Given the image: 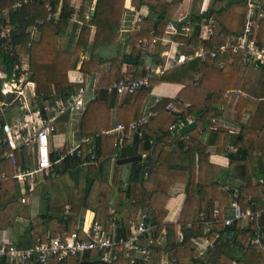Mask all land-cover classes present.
I'll use <instances>...</instances> for the list:
<instances>
[{
  "label": "trees",
  "instance_id": "obj_1",
  "mask_svg": "<svg viewBox=\"0 0 264 264\" xmlns=\"http://www.w3.org/2000/svg\"><path fill=\"white\" fill-rule=\"evenodd\" d=\"M125 1L97 0L96 10L91 14L93 0H81L78 10L73 0H51L54 8H60V14L57 19L49 21L46 20L49 11L43 0H32L12 12L9 19L13 25L11 37L0 36V63L6 76L20 78L25 71H29L30 80L37 83L38 91L42 94L40 99L47 98L45 101L50 103L57 99L66 100L79 87V83L70 80L68 72L77 67L81 53L90 43L93 44L92 55L81 70L84 76L85 73L100 70L105 59L98 56L97 49L113 43L118 37ZM181 1L133 0L136 6L146 5L149 8V14L143 17L139 29L131 33V54L138 58V63L128 65L126 70H123L125 57H113L109 60L110 67L96 87L95 97L87 105L85 102L83 109L77 110L82 112L81 128L90 141L82 144L81 154H68L55 163L56 175L47 176L46 180L51 183L47 181L46 184L60 193L59 202L41 212L36 219L31 218L27 228L18 240H15L20 247H30L38 241H45L49 234L72 231L78 227L81 212L84 215L89 209L95 212V218L100 222L116 220L121 236L127 238L130 221L139 213L147 211L149 219L157 225L156 236L159 237L162 230L166 231L162 243L154 249L152 258L155 264H264V247L250 244L251 238L259 228L264 231V201L262 196L256 195L264 193V121L262 125L260 122L255 125L253 120L254 115L258 116L264 110V62L251 64L247 68L242 64L243 54L238 53L234 54L233 61L229 63L228 51L218 54L215 60L224 58L227 63L223 67H219L215 61L200 59L178 65L160 76L151 78L150 87L157 78L159 81L182 84L190 81L191 83L185 85L178 93V97L187 102L181 113L168 111L166 106L171 98L163 97L153 106L152 109L157 113L142 128V137L135 133L130 139H124L119 146L116 135L104 132L119 122L129 123L138 117L133 118L139 108L141 94L150 87L129 92L123 98V93L109 91L106 87L126 75L139 78L150 73L151 66L148 67L146 63L152 61L148 62L144 57L149 51L142 50L138 41L141 38L163 36L168 22L179 10ZM201 3L202 0H195V5ZM223 3L228 4L225 7ZM260 3L264 8V0H260ZM105 4L108 5L109 13L106 26L101 27L100 17ZM76 12L78 16L74 19ZM246 13L247 3L243 0H214L206 11L192 12L188 18L195 21L215 17L216 29L222 30L226 37L242 33ZM41 19L44 20L42 23L39 22ZM176 21L180 24L184 20ZM237 22L239 27L235 28L234 24ZM92 25L96 26L93 39ZM29 26L39 30L38 38H32L33 29L29 31ZM192 30L194 33L188 37L189 41L195 39L199 28L193 27ZM259 31V41L264 45V21H261ZM174 38L187 42L183 35L176 34ZM208 44L211 47L215 45L212 41ZM21 54L27 55L28 70L22 68ZM85 55L89 56L90 50H87ZM159 56L160 53L154 54L156 61L153 62L162 63ZM82 84L85 85V82ZM230 88H240L248 94V97L239 99L236 107L239 116H242L246 109L250 110L251 115L246 123H242L241 130L234 134L232 144L236 152H230L229 147L223 145L219 149L227 152L231 163H235L241 173L242 184L230 185L232 189L238 190L241 206L263 211L259 224L250 221L247 225H241L240 220H236L233 225L224 224L226 209L231 204L232 197L213 179L208 143L203 142L196 127L187 132L189 139H173L170 129L178 122L179 116L184 121L189 116H223L224 105L229 100L227 90ZM0 98H4L1 90ZM44 103L34 108L41 110L46 116ZM69 113L71 112H67L56 122L54 133L64 132ZM225 135L224 130L215 133L217 138ZM5 136L6 133L2 136L0 134V154L8 148V144L3 143ZM93 144L95 156L89 152ZM68 146L65 145L61 150L66 151ZM163 148L176 153V159L172 162L157 161L158 152ZM61 150H53V160L58 158V152ZM133 155H141L142 159L125 164L118 163L120 158ZM114 156L117 159L114 160L112 171L111 162ZM19 161L22 162L20 159ZM126 166L129 170L127 178L124 179ZM2 168L10 174V177L0 184V223L2 228H7L14 223L17 216H29L30 209L22 205L19 184L11 177V159H0V170ZM179 181L186 184V199L179 222H185L187 207L194 195L198 197L194 215L191 217L193 220L198 219L200 212H204L207 218H213L215 201L218 200L219 221L214 225L223 240L216 242L206 253L201 254L197 249L191 230H185L183 240L179 241L176 222L168 218L170 188ZM64 192L67 194L64 195ZM114 201L118 203L119 209L113 206ZM229 242H232L235 248H230L227 244ZM102 253L99 250H91L65 261L52 258L51 264H104L100 261ZM117 253V259L107 264H146L144 261L131 263V259L125 257L121 248ZM0 264H5L4 260H0Z\"/></svg>",
  "mask_w": 264,
  "mask_h": 264
},
{
  "label": "built area",
  "instance_id": "obj_2",
  "mask_svg": "<svg viewBox=\"0 0 264 264\" xmlns=\"http://www.w3.org/2000/svg\"><path fill=\"white\" fill-rule=\"evenodd\" d=\"M30 1L32 0H11V2L9 0H0V21L4 20L6 24H9L11 13L17 11ZM245 1L247 3V13L242 33L225 37L222 30L216 29L217 19L215 17L195 21L189 18L180 19L184 20L180 24L175 19H172L168 22L163 36H155L152 39L141 38L138 41V46L144 51L151 50L159 42L163 44L164 42L165 44L170 43V47L163 52L165 56L164 62L153 67L151 66L150 73L146 76L132 78L126 75L109 84L106 88L109 91H117L123 94L134 92L141 88H149L151 78L162 75L171 66L195 59L202 61L211 60L214 62L218 54H225L228 51H230L228 62L233 60L234 54L241 53L243 54V65L250 66L254 63H263L264 45L259 41V30L261 21H264V8L261 7L259 0ZM43 4L49 11L46 20L57 19L60 14V8H54L51 0H43ZM136 9L137 6L134 4L133 10ZM143 17L144 15L142 14L137 17L139 25ZM43 21V19L39 20L40 23ZM193 27L199 28L194 39L196 43L193 46L189 43L185 50L183 49L185 43L177 42L174 35H183L188 38L194 33ZM0 36L9 38L3 32L0 33ZM211 41L212 44H215L212 47L208 44ZM173 44H179L181 49H172ZM215 63L219 67H223L227 61L222 58L215 61ZM10 79L12 80L2 83L1 91L3 95H12L13 87L18 85L19 81L21 82V79L16 76L10 77ZM72 81L79 83V87L66 100L57 99L54 103H50V101L44 103L43 108L46 116L42 114L41 110L37 109L34 113L26 115L24 122H4L2 125L6 133L3 143H7L8 148L0 154V159H11L13 164L11 177L19 183L22 202H26L25 194L28 190H23V188L29 177L41 174L43 178L42 182L46 181L47 176L54 177L56 175L55 163L61 161L68 154H81L82 144L90 141V138L84 136L81 141L70 144L66 151H59L56 160L52 158L51 136L56 129V122L67 112L83 109L86 96L89 94L86 86L82 84L85 82L84 75L78 74ZM229 92L231 91L228 90L227 95ZM18 94L25 96L22 91H19ZM23 106L30 110L29 105L26 103ZM186 106L187 103L184 100L179 97H172L166 108L170 112L181 113ZM156 113L155 110L151 109L148 113L138 116L129 123L119 122L104 132L105 134L116 135L120 144L119 146H121L124 139H130L135 133L138 137H142V128ZM193 121H195L193 116H189L186 121L179 116L178 122L170 128L173 139H189V135L181 133L180 129ZM22 145L34 148L32 165L22 164L17 158L16 150ZM93 148L94 144L89 152L92 156H95ZM113 159L116 160L117 158L114 156ZM9 177L10 174L7 171L1 170L0 184ZM224 191L231 195L230 205L233 209V215L224 219L225 225H233L236 220L246 221L247 224L250 221H256L259 224L263 215L262 210L254 211L250 207L243 208L238 200V190L232 189L230 185L226 186ZM262 199L264 201V194ZM213 215V218H207L204 212H200L197 220L187 219L184 223H181V241L184 238V231L191 230L194 234L192 239L195 241L197 249L201 254L206 253L216 242L222 241L221 233L214 225L215 222L219 221L218 209L215 210ZM82 223L72 231L57 235L49 234L45 241H38L30 247H20L15 240L3 234L0 236V260H4L5 264H51L52 258H56L58 261H65L74 256L83 255L91 250H99L103 252L100 261L107 264L117 259V250L121 248L124 251L125 257L131 259V263L144 261L146 264H155L152 258L154 249L162 243L166 233L164 229L159 237L156 236L157 225L149 219L147 211L139 213L135 219L130 221V232L127 238L121 236L116 220L100 222L94 215L89 221H86L85 218ZM250 244L264 247V231L261 228L251 238Z\"/></svg>",
  "mask_w": 264,
  "mask_h": 264
},
{
  "label": "crops",
  "instance_id": "obj_3",
  "mask_svg": "<svg viewBox=\"0 0 264 264\" xmlns=\"http://www.w3.org/2000/svg\"><path fill=\"white\" fill-rule=\"evenodd\" d=\"M214 0H202L201 5H195V0H182L180 3V7L179 10L177 11V13L175 14L173 19H186L188 18L189 14L192 12H203L206 11L210 4L213 2ZM244 3H246L245 0H243ZM78 5H77V3ZM260 2V0H259ZM81 0H73V4L76 8V10H78L79 6H80ZM96 4H97V0H93V5L91 8V14L93 9L96 10ZM226 7V3H223ZM133 5L134 2L133 0H126L125 1V6L124 9L122 10L121 13V18H120V24H119V32H118V37L116 38V40L108 45H102L101 47H99V54L98 56H101L105 59H107V61L105 60L104 63L101 65V68L99 71H92L90 73H85V86L87 88V90L89 91V94L86 96V105L95 97V90L94 88L97 87L99 85V82L104 74V72H106V70L109 69L110 67V59L113 57H127V56H131L132 54V44H131V33L137 29H139L140 25L137 23V17L142 14L144 16L149 14V8L146 5H142V6H137L136 10H133ZM108 13H109V9H108V5L105 4L102 12H101V17H100V25L101 27H105L106 23H107V18H108ZM78 16V12H76L74 19H76ZM73 22V21H72ZM71 22V23H72ZM141 24V23H140ZM235 28L239 27V23H235ZM96 31V26L92 25L91 26V39H93L94 37V33ZM176 39V38H175ZM186 41H182V40H178L176 39L177 42H184L185 46L183 49H187L188 44L190 43L191 46H193L196 41L191 40L189 38H186ZM91 45L89 46V48H87V50H90V55L87 56L86 51L82 52L81 55V64H79V66H77L75 69H71L69 70L68 74H69V78L70 80H72L73 78H75L76 76H78V74H82L84 75L83 71L81 69H83L84 63L88 62V60L90 59L91 55H92V43H90ZM170 47V43L169 44H164L159 42L156 46H154L151 50H149L148 53H145L146 55L144 57H146V61H152L149 63H146L149 66H156L157 63L153 62L156 61L154 60L153 55L154 54H159L160 53V61L164 62L165 60V56L163 55V52L165 50H167ZM181 49L180 45H176L173 44L172 45V49ZM133 56V55H132ZM233 60L229 61V63H231ZM127 62V60H126ZM124 63V67L123 70H126V68L128 67V65H132L131 63ZM138 63V62H137ZM186 63V62H185ZM184 64V63H182ZM182 64H178V65H182ZM176 65V66H178ZM174 66H171L170 68H168L167 70H171L173 69ZM250 66H247V68H249ZM25 70H27L25 68ZM166 70V71H167ZM2 71L4 72V69H2ZM1 72V71H0ZM27 73V72H26ZM5 74V72H4ZM6 75V74H5ZM24 75V74H23ZM25 78L26 74L24 75ZM3 77V76H2ZM30 77V76H29ZM28 77V78H29ZM1 78V75H0ZM158 79V78H157ZM154 80V82L152 83L151 87L149 90L143 92L141 94V98H140V102H139V108L136 109L135 113H134V117L137 116H141L144 115L146 113H148L153 106L160 101V99H162L163 97H168V98H172V97H178V93L181 91V89L185 86L190 84V81H186L185 84L179 83V82H165V81H159V80ZM30 80V79H29ZM34 84L37 85L36 82H31V84H29L28 82L26 83V86L30 87V91H32ZM24 89V88H23ZM229 92L228 93V97L229 100L226 103V105H224V115L223 116H214L211 115L209 118H203L202 115L201 116H193L195 118V121H197V130L200 132V136L201 139L203 140V142L208 143V151H209V158H210V162L212 163V168H213V179L214 181L218 182L219 184H221V187L223 190H225L226 186H229L231 184L239 186L242 184V176L241 173L239 172V169L236 167V164L231 163V159L230 156L227 154V152H223L220 151V147L221 145H223V147L228 148L230 152H236V148L233 146V142L235 139L234 134L238 133L241 128H242V123H246L251 115L250 110L246 109L243 112V115L239 116V112L237 110V104L238 101L241 97H248V94L243 91L240 88H230L228 89ZM227 90V91H228ZM243 94H241V93ZM240 93V94H239ZM122 94V98L126 95ZM239 94V96H238ZM12 96L13 95H4V98L1 99L0 98V122L4 123V122H24L26 115L28 114H32L35 111V108L33 106V104H31V109H26L23 106H19V110H21V118L16 117L15 121L14 120H10L9 118V114H5L4 110H2L3 108L8 109V104L10 105L11 103H13L14 101L12 100ZM47 99V98H44ZM48 101H45V103ZM187 103V102H186ZM4 105V106H3ZM24 109V111H23ZM261 110V108H260ZM81 111H75V112H71L68 114L67 116V124H66V128L64 130V132H56L53 133V135L51 136V148L52 150H61L63 149V147L65 145H70L72 143H76L78 141H80V139L84 136H86V134L82 131L81 128ZM260 115V116H259ZM258 116L254 115V121H255V125L260 122V124L262 125L263 121H264V110L260 112ZM3 125V124H2ZM3 130V126H0V134L1 136L3 135V133H5ZM218 130H224L226 132L225 137H221V138H217L215 136L216 131ZM63 136L60 140V143H57V136ZM1 139V138H0ZM212 139L214 140V142L212 143ZM34 153V148H32L31 146L28 145H22L19 149L16 150V155L17 158L20 159L23 162H25L24 164H28V165H32L33 163V154ZM199 154V153H198ZM178 155L176 153L171 152L170 150L163 148L162 150H160L158 152V156H157V161H168V162H172L176 159ZM2 170H5V168H2ZM111 170H114V159H112L111 162ZM128 170L129 167L126 166L124 167V179L127 178V174H128ZM1 171V170H0ZM113 173V172H112ZM42 175L41 174H36L33 177H29L25 183V186L23 188L28 190V192L26 194L29 195L30 193V189L31 191H33L35 189V185L36 183L42 182ZM18 183V182H17ZM19 184V183H18ZM185 182L179 181L176 182L175 184H173L170 188V194H171V200L169 203V214H168V218L173 221L176 222V233H177V238L179 241H181V223L179 222V217L181 215V211L186 199V191H185ZM31 194V193H30ZM263 192L257 193L256 195L258 197L263 196ZM28 195H26L28 197ZM197 195H194L191 200L190 203L187 207V211L184 217V221H186L187 219H191V217L194 215V208L196 205V201H197ZM27 201V199H26ZM116 209H119V205L116 201L113 202ZM218 209V200L215 201V210ZM88 211H90L92 213V215H95V212L93 210H87L86 214H85V218L86 215L88 213ZM226 217H231L233 215V209L232 207L229 205L226 209ZM92 216V217H93ZM91 217V218H92ZM84 218V219H85ZM90 218V219H91ZM89 218H86V221L90 220ZM241 225H247L246 221H241ZM11 226V225H10ZM10 226H7V228H2V230L0 231V236H2L3 234L6 236H9L10 238H12L13 240H18L19 236L24 232L23 231H19L17 234H12L9 233L10 231ZM2 227V226H1ZM230 248H233L234 245L232 242L227 243ZM235 248V247H234ZM239 252V249H238ZM235 264V262L233 263Z\"/></svg>",
  "mask_w": 264,
  "mask_h": 264
},
{
  "label": "rangeland",
  "instance_id": "obj_4",
  "mask_svg": "<svg viewBox=\"0 0 264 264\" xmlns=\"http://www.w3.org/2000/svg\"><path fill=\"white\" fill-rule=\"evenodd\" d=\"M77 5H78V3H77ZM0 26H1L0 27V33L3 32L4 35H7V37L8 36L11 37L10 32H11V30L13 28V25L10 22H9V24H6V22H4V20H1L0 21ZM32 29H33V33H31L32 34V38H38L39 37V30L33 28L32 26L28 27L29 31H31ZM90 45L91 44H89V46ZM89 46H88V48H89ZM99 53L100 52H99V48H98L97 49V54H99ZM81 55H82V53H81ZM81 55H80V58H81ZM20 59H21V63H22V68L23 69L26 68L28 70L27 55L26 54H21ZM105 60L107 61L106 57H105ZM79 64H81V59H79V62L77 64V66H79ZM2 69H3V66L0 63V71H1L0 72V75H1V78H0V90H1V83H4L5 81L12 80V79H10V77H8V76H6L4 74ZM25 74H26L27 78H25V76H24ZM24 75L22 74L21 77H20L21 82L19 81L18 85L13 87L12 100L14 102L11 103L10 105L8 104V106H6V107H8V109H5V108L2 109V110H4L5 114H7V115L9 114L10 115L9 116L10 120H14L15 121L16 117L21 118L20 116H22L21 115L22 112H21V110H19V108H20L19 106L20 105L23 106L24 103H26L27 105H29V107L31 109V103L33 104L34 107H38L42 103H44L45 100H47V99H40L42 94L38 91V88H37L36 84H34L32 91H30V87L26 86L27 82L29 84H31V82H32L31 80H29L30 78H28L29 75H30L29 71H25ZM43 89H44V91H46L45 87ZM19 91H22V93L25 94L26 99H25V96H22V95L18 94ZM1 93H3V92L1 91ZM34 93H35L36 96L33 95ZM1 106L2 105H0V108H1ZM23 111H24V109H23ZM62 137H63L62 135L61 136L60 135L57 136V143H60V141H61L60 139ZM47 181H48V179L46 181H44V182L36 183L35 189L33 191H30L31 194L30 193H29V195L25 194V197H26L27 201L26 202H22V205L24 207H26V206L29 207V209H30L29 216H17L16 219L13 221L14 223L11 224L12 227L10 225H8V226L11 227L10 231H9V233H11V235L12 234L15 235L19 231L25 230L27 228V225L29 224V222L32 220L31 218L36 219V217L41 212L47 211L49 208H52L54 205H56L59 202L60 193L55 191V189L53 187H50L49 184H46ZM49 183H51V182H49ZM84 184H85V182H84ZM84 184H83V186H84ZM63 194L66 195L67 193L64 192ZM26 195H28V197ZM20 196H22V194ZM24 212L27 213V211H24ZM86 212H85V214H86ZM85 214L83 215V213L81 212V214L79 215L77 226L83 224L82 221L84 220L83 217H85ZM89 215L90 216L92 215V213L90 211H88V213L86 215V218H88Z\"/></svg>",
  "mask_w": 264,
  "mask_h": 264
},
{
  "label": "water",
  "instance_id": "obj_5",
  "mask_svg": "<svg viewBox=\"0 0 264 264\" xmlns=\"http://www.w3.org/2000/svg\"><path fill=\"white\" fill-rule=\"evenodd\" d=\"M95 11V9H93L92 13ZM127 63H131V64H136L138 62V58L135 56H127L126 57ZM201 110H198V112H200ZM3 123L0 122V126H2ZM197 126V121H193L189 124H187L186 126H184L183 128L180 129L181 133H187L188 131L192 130L193 128H195ZM138 159H142L141 155H133V156H129V157H124V158H120L118 160V163H129V162H133L136 161Z\"/></svg>",
  "mask_w": 264,
  "mask_h": 264
},
{
  "label": "clouds",
  "instance_id": "obj_6",
  "mask_svg": "<svg viewBox=\"0 0 264 264\" xmlns=\"http://www.w3.org/2000/svg\"><path fill=\"white\" fill-rule=\"evenodd\" d=\"M83 218H85V217H83Z\"/></svg>",
  "mask_w": 264,
  "mask_h": 264
},
{
  "label": "bare ground",
  "instance_id": "obj_7",
  "mask_svg": "<svg viewBox=\"0 0 264 264\" xmlns=\"http://www.w3.org/2000/svg\"><path fill=\"white\" fill-rule=\"evenodd\" d=\"M10 96V95H9Z\"/></svg>",
  "mask_w": 264,
  "mask_h": 264
}]
</instances>
